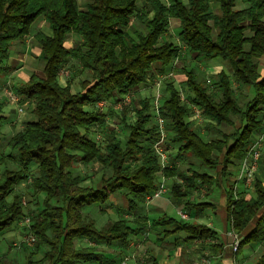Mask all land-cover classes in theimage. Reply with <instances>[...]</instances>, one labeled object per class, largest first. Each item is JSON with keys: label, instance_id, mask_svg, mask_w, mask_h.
Listing matches in <instances>:
<instances>
[{"label": "trees", "instance_id": "16d2710c", "mask_svg": "<svg viewBox=\"0 0 264 264\" xmlns=\"http://www.w3.org/2000/svg\"><path fill=\"white\" fill-rule=\"evenodd\" d=\"M213 2L218 4L215 10ZM239 2L243 6L238 8L236 0H0V75L11 71L7 62L13 42L26 37L39 16L43 15L50 29V34L39 30L34 35L42 51L44 78L33 73L17 90L32 104L35 119L7 141L10 152L3 161L10 160L14 167L5 164L0 171V234L29 215L28 229L36 236L25 264H115V259L94 247L77 248L74 240L122 242L144 226L132 227L120 217L97 228L84 209L90 205L101 208L110 195L121 193L129 211H134L158 189L159 172L176 178L170 192L174 205L183 204L187 212L203 210L206 203L185 199L198 186L210 184L214 176L195 169L192 163L183 171L176 161L193 156L214 172L221 167L220 173L226 176L227 167L245 156L264 126V74L259 71V59L264 55V0ZM134 18L142 27L129 32L126 28ZM172 18L179 21V44L163 39ZM72 34L80 41L67 48L64 43ZM182 49L201 62L220 59L229 66L231 76L224 70L217 75L213 83L221 98L216 99L190 69L186 72L189 103L180 98L172 82L165 84L167 97L160 115L176 156L169 166L162 167L152 147L160 132L153 122L149 99H140L132 122L126 121L123 112L121 121L127 131L124 143L107 127L105 113L94 108L116 92L125 94L145 84L154 69L163 74ZM69 60H75L91 75L80 82L77 92H72L70 81L62 85L58 80ZM232 79L253 90V97L244 105L235 96ZM2 106L0 103V125L5 121ZM194 107L214 122L208 124L217 137L205 141L196 132L188 120ZM234 119L239 127L234 126ZM222 124L232 126L233 131L222 132L217 128ZM94 126L104 129L103 147L90 138ZM79 162H97L108 171L99 187L82 185L83 177L73 173L74 164ZM260 164L264 169V153ZM31 166L36 175L30 186L35 193L44 194L36 213L26 211L21 195L14 192L15 186L29 179ZM254 192L255 197H245L230 187L227 218L237 233L255 219L235 252L254 243L261 247L254 264H264V184L257 176ZM152 229L165 235L184 232L189 241L216 237L205 224L179 222L172 217L155 222ZM41 249L42 256L35 259Z\"/></svg>", "mask_w": 264, "mask_h": 264}, {"label": "rangeland", "instance_id": "374dc122", "mask_svg": "<svg viewBox=\"0 0 264 264\" xmlns=\"http://www.w3.org/2000/svg\"><path fill=\"white\" fill-rule=\"evenodd\" d=\"M162 1L165 2V0H162ZM138 5L141 8L140 2ZM242 6L243 5L240 4L239 0H236V7L239 8ZM41 18H43V15L39 16L34 21V23L31 26L30 31L32 30L34 31V27L36 26L37 23H38L37 25H39V21L43 22ZM141 25L142 24L139 22V20L134 18L132 21V24L128 26L126 30L129 32H132L135 29H140L142 27ZM36 29H39V28H36ZM249 34L250 33H247V35ZM163 39L170 40L178 44L180 43L178 40V36H177V30L172 27L170 28V26H168L165 34L163 35ZM31 41L34 44L33 39H31ZM40 59L41 58H38V59L36 58L34 60V65H28L29 68H26V70L23 71L24 74L31 75L32 72H29V69H34L36 67L40 68L41 67ZM178 60L182 61V64H181L182 67L180 68L176 67L174 64L173 66H175V68L170 69V67L172 66L171 65L163 74H158L154 71L150 73L147 78L146 83L142 85L144 89H142L141 92L136 93L137 89L136 90L132 89L131 91L121 95V98H118V100L114 102H112L111 101L112 99H110L109 103L108 102H105L102 104L98 103L95 106L94 108L95 110L105 113L106 118H107V121H106L107 127L114 130L117 138L122 143H124L125 136L127 134V131L123 128V124L121 121L123 117V112H126L125 114L126 121L132 122L135 117L134 110L139 105V100L143 98H147L150 101L152 115L154 113V115L156 116V107L161 106L162 102L167 97V93L165 92V84L167 82H172L174 86L176 87V89H178L180 93L182 94L183 96L182 100L186 103H189L187 99L188 92L186 90L185 82L184 80H181L180 78L175 77V75L186 74L188 70L192 69L197 74L198 79L201 81H204V85L206 86L208 91L212 92L214 96L216 97V99L221 98L219 92L217 91L215 84L213 83L217 79V77H214L213 74H207V72H205L206 68H208V66H211L212 64L209 65L208 62L198 64V61L193 59L187 53L185 49H182ZM175 61L176 60H174V62ZM216 66H219V67L213 68V71H217L219 68H221V70H224L231 76V71L229 69V66L225 62L221 61L220 64ZM259 71L261 74L264 73V56L259 59ZM90 76L91 75L88 71L81 70L79 64L75 60H69V62L65 64L60 70L59 75H58V80L60 84L62 85H65L67 81H70L72 92H77L81 90L80 82L84 79L89 80ZM207 79H209L210 82H207ZM20 82L22 83V80L17 75L16 76H5L3 77V79L0 80V100L4 101L3 102L4 108L7 112V115L9 116L7 118V121L0 125V171H2L5 164L9 167H14V165L12 164L10 160L6 162L3 161V158H5V156H7L8 153L10 152V149L7 146V141L17 131H20L26 122H28V119L25 117H30L31 115H32L31 117H33V113L31 111L32 104L29 101L24 100L23 97L20 94H18L17 90H18V87L20 86ZM231 83L234 88L235 96L237 97V100L241 105H244L247 101H249L253 97L254 93L252 89H246L240 86L234 79L231 80ZM7 87H9L10 89H8ZM6 90L13 91L15 94L20 95L21 99L18 104H12L7 100V96L5 93ZM126 96H128L127 100H123V98H125ZM18 107L22 108V111H18ZM22 113L24 114L22 115ZM20 117H23V119L21 120ZM189 120L191 121L192 126L195 128L196 132L205 141H208L212 139L213 137L218 136V134L209 126L208 124L209 122L207 120H204V117L202 114H197L196 116L195 114H193L189 118ZM155 121L156 120L154 118L153 122L155 123ZM218 128L221 131L226 132V133L233 131L232 126L221 125ZM92 132L93 133L90 134V138L93 141H95V143L99 147H103V142H104V137H105L104 129H100L94 126V128L92 129ZM164 140L165 141L163 144V148H164V152L166 155V161H169V163H171L172 161L175 160L176 149L173 145L168 143V137H165ZM262 153H264V141L262 145ZM191 161L193 160H189L188 158L182 159L179 166L181 167L183 171H185L187 167L189 166V164L191 163ZM194 162L195 163H192V164L195 169L214 174V171L204 167L196 160ZM73 173L80 174L83 177L84 182L82 183V185L93 186V187H97L99 185L100 179L102 176L107 177L108 175V171L102 168L97 162H92L87 165H83L80 162L76 163L74 164V167H73ZM35 175H36V169L34 166H31L29 179L27 181L20 183L14 188V192L21 195L22 206L29 213H32V212L36 213L39 209H41L42 201L44 197L43 193H35L30 186L31 180ZM257 176L261 178L262 182L264 183V169L261 168V164H260V168L257 171ZM205 188H206L205 186L204 187L201 186L200 189H198L195 197L202 199L201 195L203 194L204 195L203 198H204L206 196ZM119 195H121V193H114V196L117 197L114 200V202L108 199L107 203H105V205H103L101 208L96 205L88 206L86 209H84V213H86L90 218H92L95 221L96 225H100V224L107 225L110 222L120 217H125L129 222H132L133 219L140 217V214H142L143 211L136 214V216L138 214L139 216L137 217L135 216V218H132L129 211H125L122 209L121 198ZM111 197L113 198V196ZM8 199L10 200L11 197H8ZM160 200L161 199H157L156 202ZM103 208H106V209H103ZM167 209H168L167 211L168 215L178 220L179 222L190 221L189 219L182 220L180 218L178 214L179 209L177 210L175 207H170V206H168ZM100 210L107 211V213L102 214ZM26 217L29 218V215H27ZM26 232L27 231H26L25 226H23L22 223L18 221V222L13 223L8 229H6L0 234V263L5 260L4 264H25L29 253L34 250V246L36 243L34 242L32 245H27L24 243L23 236L25 235ZM77 239H83V238H77ZM77 239L74 240V244L77 248L88 247V246H85V244L87 245L86 241H82V240L79 241ZM129 243L131 245L129 246L127 253H125L122 259H120L121 253H118V252L116 254H111V256H108L102 252L100 253L106 256L107 258L115 259L117 264H122V263L124 264H144L150 261L151 258H149L148 254L145 253L146 243H144V241H142L140 238H135V239L133 238L132 240L129 241ZM42 251L43 249L39 250L35 254L34 258L35 259L40 258L42 256ZM259 251L260 250H257L256 252L255 250V258L259 256L258 254ZM202 263H206V262H203L200 259V264ZM254 263L255 261L251 264H254Z\"/></svg>", "mask_w": 264, "mask_h": 264}, {"label": "crops", "instance_id": "0c3cea01", "mask_svg": "<svg viewBox=\"0 0 264 264\" xmlns=\"http://www.w3.org/2000/svg\"><path fill=\"white\" fill-rule=\"evenodd\" d=\"M211 7L212 9L215 10L217 9L218 4L216 2H213ZM41 19L43 20V22L39 21V25H37L38 23L36 24V26L34 25L35 26L34 31L33 30L30 31V33L22 40H17L13 42L12 46L10 47L9 58L7 62L8 66L11 68V71L6 75H0V80L3 79V77L5 76L17 75L22 80V83L20 82V85L27 82L30 75H25L23 71L26 70V68H29L28 65H34V60L36 58L37 59L41 58L40 59L41 67L29 69V72H32L31 74L34 73L40 78H44V74L42 72V67H43L42 51L40 45L37 43L36 39L34 38V35L39 30L45 32L46 34H50V29L47 27L48 25L44 17ZM169 26L170 28L172 27L177 30V36H178L179 21L175 18H172L170 19ZM31 39H33L34 44L32 43ZM79 41L80 38L72 34L68 37L67 41L64 43V46L70 48L75 44H77ZM178 59L179 57L172 64L170 69L175 68V66L178 68L182 67L181 65L182 61L181 60L179 61ZM205 62H208L209 65L212 64L211 66H208V68H206L205 72H207V74H213L214 77H217V75L221 71V68H219L217 71H213V68H218L219 66L216 65H219L221 60L211 59L204 62L198 61V64ZM174 64L175 66H173ZM154 72H156L155 69ZM263 74L264 73H262L261 75L263 76ZM175 77L184 80L186 85V80H187L186 74L175 75ZM142 85L140 84L138 86H135L133 90L137 89L136 93L141 92L142 89H144ZM121 95L123 94H119L116 92L111 101L114 102L118 100V98H121ZM109 101L110 100H102V103L105 102L109 103ZM3 102L4 101L0 100V103L3 105L1 115L5 118V121L3 122L5 123L9 116L7 115ZM139 108H140V104L135 109H139ZM23 114L24 113H22V115ZM31 116L25 118H27L28 121H32L34 120V116L33 117ZM203 117L204 120H207L209 123L211 124L214 123L204 115ZM20 118L21 120L23 119V117ZM234 126L235 127L240 126V123L236 119H234ZM188 159L193 160L191 161V163H195L194 161L196 159L193 156H190ZM241 160H236L234 164L229 165L227 167L228 174L226 176H222V174L219 171L221 167H219L218 171L212 174L214 176V179L210 184L207 185L204 184L198 186V188L193 191L192 195L189 196L187 199H185V201H189L191 203H196V204L206 203L203 210L198 209L197 212L196 211L187 212L183 204L174 205L172 203V200L170 199L171 198L170 192H171V184L176 178L164 177L159 172L157 174V183L159 186L163 185L166 191L163 192L158 197L151 198L150 200L145 199V202L142 205H139L134 211H129L126 197L123 194L119 195L121 198L122 209L125 211H129L132 218H135L137 213L143 211L142 214H140V217L133 219L132 222H129L125 217H122L127 221L128 225L132 227L136 226L137 224L143 225L144 228L140 233L136 234L135 236L134 235L130 236L127 240L123 242H111L108 244L103 242L94 243L87 239H77V240L86 241L87 245L85 244V246L94 247L99 252L105 253L108 256H111V254H116L117 252L121 253L122 257L120 256V259H122L125 253H127L129 246L131 245L129 241L132 240L133 238L134 239L140 238L142 241H144V243H146L145 253L148 254L149 258H151L149 262H146L144 264H184V262H188V261L192 264H200V259L201 261L206 262L202 264H251L255 261L254 259H257L255 258V250L257 252V250H261V247L254 243H249L245 245L238 253H236L235 251H233L232 245L235 241L234 235L237 237L238 241L240 242L243 239V237L252 229L255 219L242 232L237 233L236 231L232 230L227 218V192L230 187L234 188L236 195L241 194L244 195L245 197H255L254 179L257 176V174L254 176L252 183L248 186L245 185L244 182H242L241 180H237V175L239 173ZM181 161L182 160H177L176 164L179 166ZM196 161L199 162L198 160ZM169 164H170L169 161H167L165 165L169 166ZM259 179L262 181L261 178ZM99 186L100 183L97 187ZM201 186L206 187L205 188L206 196L203 198L204 195L202 194L201 195L202 199H199L196 198L195 196L197 194L198 189H200ZM111 196H113V198ZM111 196L109 200L114 202V200L117 198L116 197L117 195L114 196L113 194ZM157 199H161V200L156 202ZM168 206L175 207L177 210L179 209L186 211L187 214L189 215L190 221H195L207 225L209 228L215 231L216 233L215 239H206V240L196 239L193 241H189L185 239L187 235L184 232H175L165 235L164 233H157L156 231H154L152 229V225L155 222H159L162 219L171 217L167 213ZM106 213L107 211L103 212V214ZM137 216H139V214ZM96 226L97 228H102L106 225L100 224ZM115 264H117L116 260H115Z\"/></svg>", "mask_w": 264, "mask_h": 264}, {"label": "built area", "instance_id": "2783aa9c", "mask_svg": "<svg viewBox=\"0 0 264 264\" xmlns=\"http://www.w3.org/2000/svg\"><path fill=\"white\" fill-rule=\"evenodd\" d=\"M207 82H210L209 79H207ZM10 89L9 87H7ZM7 100L12 104H18L21 97L18 94H15L13 91L6 90L5 91ZM126 96L123 98V100H127ZM180 98L183 99L182 94H180ZM102 104V101L99 102ZM18 111H22V108L18 107ZM161 112V106L156 107V116H155V122L158 126L159 132H160V138L159 140L153 144V149L157 153L159 157V162L162 167L166 164V155L164 152L163 144H164V138L167 136V131L164 127V120L160 115ZM195 116L197 114H202V110L194 107V113ZM264 141V126L262 130L255 135L253 138L248 150L246 151L245 156L242 158L240 163V169L239 173L237 175V180H241L244 182L245 185H250L254 179V176L257 174L258 169L260 168V157L262 154V145ZM166 189L163 185H160L156 191H154L152 194H150L146 199L150 200L151 198L160 196L163 192H165ZM178 214L182 220H188L189 215L184 210H179ZM23 226H25L27 229L30 227V219L28 217H24L21 221ZM235 241L232 245L233 251H236L238 246V239L234 235ZM23 241L27 245H32L36 241V237L34 234L31 233V231L28 229L25 235L23 236ZM124 264V263H122Z\"/></svg>", "mask_w": 264, "mask_h": 264}]
</instances>
